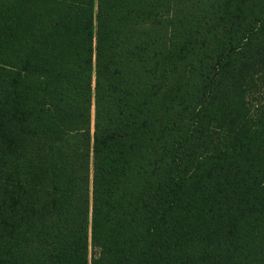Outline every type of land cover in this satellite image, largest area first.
Masks as SVG:
<instances>
[{"label": "trees", "instance_id": "obj_1", "mask_svg": "<svg viewBox=\"0 0 264 264\" xmlns=\"http://www.w3.org/2000/svg\"><path fill=\"white\" fill-rule=\"evenodd\" d=\"M0 264H264V0H0Z\"/></svg>", "mask_w": 264, "mask_h": 264}]
</instances>
